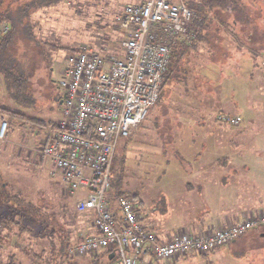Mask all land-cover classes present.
I'll return each instance as SVG.
<instances>
[{"label": "rangeland", "instance_id": "1", "mask_svg": "<svg viewBox=\"0 0 264 264\" xmlns=\"http://www.w3.org/2000/svg\"><path fill=\"white\" fill-rule=\"evenodd\" d=\"M134 1L137 0L63 1L38 12V27L35 28L36 41H28L22 44L21 62L27 75L26 79L32 101L28 107L22 108L21 111L27 117L43 122L45 126L43 130L40 129L39 134L37 133L38 126L34 127L33 132L28 128L19 130L20 127L14 126L13 135H11L10 130L6 140L3 141L5 144L8 138L11 140L10 138H15L16 135H20V132L22 133L21 138H18L20 143L12 145V149H6V157L10 160L6 162L7 181L13 188L11 192H6L10 199L6 201L4 218L12 217L21 223L20 226L26 225L32 229L31 232H23L20 235V240L15 237L18 234L17 228L14 227L10 230L11 239L5 244L6 251L4 250V254L5 257L11 254L15 256L17 264H89L97 255L71 256L69 254V248L78 242L79 238L90 232L89 226L93 222L89 216L75 211V203L82 192L74 195L65 192L68 196L70 222L64 223L62 214H57L54 211L55 206H53L54 209L50 212H54L55 216H50L51 221H47L48 227L58 224L62 226L61 230L63 231L52 227L50 229L52 233L48 236L39 235L38 229L41 228L39 223L34 226L35 223L15 212L16 206L12 196L18 194L22 198L25 196L23 199L25 202L32 198L34 202L38 201L37 205H40L41 208L39 210L42 213L46 212L47 206L40 199L47 197V195L40 192V188L37 192L28 191L32 189L35 180L40 184L41 181L45 180V175L48 174L47 170L51 162L39 153V148L43 146L49 131H51L50 125L56 123L61 115L59 98L63 91L59 86V81L61 73L67 65V57L73 51L84 47L97 50L103 55H120L121 36L113 18L125 4ZM244 1L248 4V0ZM255 1L257 4L253 3L252 9L255 10L256 16L258 14L257 27L260 30L256 32L258 41L254 44H258L260 47L252 48L251 52L247 51L246 54L240 56L238 61L230 60V63L218 64L219 67L213 68L215 79L218 75H223L222 79H216L219 86L216 87V90L220 89V96L223 97L217 104L218 109L227 115L239 116L241 119L237 126H229L221 122L215 123L216 129L212 139L215 146L208 150V153L213 150L211 157L226 156L228 160V164L224 168V175H221L218 180L221 187L217 188V192L223 190V192L264 193V0ZM219 25L221 30L225 28L223 25ZM1 29L0 31H2ZM189 31H193V24ZM229 31L235 38L231 37L236 46H248L246 44L247 38L243 36L240 30L229 29ZM192 37L193 35L191 39ZM173 51L172 48V53ZM190 91L193 92V89ZM180 92L182 89L179 85L171 86L170 94H175L174 99L170 102L172 105L160 102L153 106L148 112L145 121L146 128L144 129L148 130V133L152 132L151 129H155V133L160 137H163V134L168 137L169 125L173 123L185 124L187 128L182 132L181 140L174 145L175 148H172L169 143L167 145L166 139L163 145L166 147L159 150L161 156H143L142 162L133 165L125 162L124 149H120L119 152L117 149L118 154L116 153V155L119 161L116 165L114 184L115 189L119 192L113 193H119V195L130 199L136 196L135 203L138 204L139 212L143 215H160L165 209L166 202H170L174 198L183 201L186 193L193 192V188L187 190L184 187L187 183H193V173H191L193 169V139H191L193 137L191 132V127H193V94L186 96V94L180 95ZM167 101L168 98L165 102ZM0 106L15 108L1 77ZM178 107L187 112L183 114V119L163 117L162 111H172ZM0 114L2 113L0 112ZM6 144L11 147L8 143ZM218 144L224 146L218 147ZM219 148H223V150H218ZM26 156L35 158V160H43V166L37 167L36 170L33 166L20 165L17 157L24 158ZM15 167L21 169L18 168L17 171H13ZM9 172L13 174H9ZM22 180L29 188L23 184L22 191L18 192L15 190L17 189L16 184L22 185ZM42 200L45 201V199ZM51 201L53 202V199ZM51 204H55V202ZM169 214H171L168 218L170 221L180 217H175L173 213ZM258 230L263 233L255 237L249 236L252 234V230L247 231L248 233L243 238L244 243L235 246L231 251H227L226 254L222 255L224 258L221 260L208 262L203 256L188 255L187 257H180L179 261L174 264H264V228ZM66 234H68V240L65 239ZM16 241L25 247L24 251L13 247L12 244ZM66 241L69 244L68 257L64 258V253L60 252L59 247L64 248ZM42 248L45 249L43 253L41 252ZM36 254L40 259L35 257ZM32 256L36 259H33ZM103 260L104 257H100V261Z\"/></svg>", "mask_w": 264, "mask_h": 264}, {"label": "built area", "instance_id": "2", "mask_svg": "<svg viewBox=\"0 0 264 264\" xmlns=\"http://www.w3.org/2000/svg\"><path fill=\"white\" fill-rule=\"evenodd\" d=\"M196 16L186 0L127 3L113 18L121 36L120 55L84 47L67 57L59 81L61 117L39 153L52 163L53 175L61 174L68 194L82 192L75 211L93 221L95 232L73 244L71 256L112 249L115 260L107 264H169L190 254L205 256L264 226L262 212L215 231L179 232L164 241L141 223L134 200L117 197L119 219L111 209L109 190L118 144L132 135L157 103L172 48L179 40L191 39ZM217 121L237 126L241 119L220 113ZM8 132L9 120L0 114V141Z\"/></svg>", "mask_w": 264, "mask_h": 264}, {"label": "crops", "instance_id": "3", "mask_svg": "<svg viewBox=\"0 0 264 264\" xmlns=\"http://www.w3.org/2000/svg\"><path fill=\"white\" fill-rule=\"evenodd\" d=\"M35 18L36 21H38L37 15L35 16ZM37 27L38 26H36V28ZM223 29L225 32V41L227 42V45L226 42L223 44V49H227L228 51L233 50V47L230 45V41H232L231 37H233L231 35V31H229V29L227 28ZM249 42V38L247 37L246 44L248 46L246 47L242 45L239 47L240 51L236 52V55H239V59L240 56L246 54L247 51L251 52L252 48L257 49L258 44H253L255 45L253 46ZM199 49L203 50L200 47ZM227 63H230V60H228V58H226L225 60H218L216 62L206 61L204 66H201L200 68L202 70L199 77L200 81L197 82L196 79H193V127H191V132L193 134V137L191 138L193 139V169L191 170V173H193V183H187L186 186H184L187 190H191V188H193V192H188L189 194L186 193L184 195L185 198L183 201L182 199L179 200L177 198H174V200L166 202L165 209L160 215H143L141 213V223L149 230H151L155 235H157L161 240H168L174 234L183 231L193 235H198L206 231H215L227 226L234 225L244 219L264 212V193L262 192H223V190L222 192L216 191L217 188L221 187L218 180L221 175H224V168L228 164V160L226 156L211 157L213 150L208 153V150L213 149L215 146L212 139L214 131L216 129L215 123H219V121H217V115L220 113L226 114L222 110H219L217 107V104L223 97L222 95L220 96V89L216 90V87H219L218 81L216 79H222L223 75H218L215 79L213 68L219 67L218 64L225 65ZM196 67L197 66H194V72L196 71ZM193 76H195L196 78L198 75L194 73ZM174 97L175 94L168 95V99L170 100H173ZM60 98H62V96ZM59 105L61 106V99L59 100ZM162 113L163 117H175V119H183V114L187 112H184V110H180L178 107L176 109H172V111L164 110L162 111ZM229 115L234 117L236 116L233 114ZM147 116L142 121V123L133 131L132 135L128 138L122 139L117 147L118 152L120 149H124L125 162H129V164L131 165L137 162H142L143 156H161V152H159V150L162 147H166V145L163 146L166 139L167 145L170 144L172 148H175L174 145H176L177 142L181 140L182 132L187 128L183 123H173L169 125L167 129V133L169 136L165 137L166 135L163 134V137H160L159 135H157V133H155V129L148 128L152 131L150 133L147 132L148 130H144L146 128L145 121L147 120ZM21 129L23 128L20 127L19 130ZM12 130L11 135H13V133L15 132V130ZM19 134L20 137L16 135L17 137L15 136V138H10L11 140H9V138L7 139L6 143L11 145V147L6 143L4 144L3 141H0L2 143H0V219H3L6 213V191L7 189L11 190L13 188L10 182L7 181L6 162L9 159H7L6 157V149H12V145L20 143L19 139L21 138L22 133L20 132ZM221 146L224 145L218 144V147ZM218 150H223V148H219ZM18 158V163L20 165L24 164L30 167L33 166L36 170L38 169L37 167L40 168L43 166V160H35V158H31L28 156L24 158L17 157V159ZM114 160L116 161L115 164L117 165L119 160L117 159L116 154ZM18 168L19 167H15L13 171H17ZM52 170L53 166L50 163L47 170L48 174L45 175V180L41 181L40 184H38V182L35 180L33 182L34 185L31 183L33 187L28 192H32V190L34 192H37L40 188V192H44L47 195V197L40 199V201H42L44 205L47 206L45 211H53V206H55L54 211L57 214H62V220L64 221V223H67L70 222L69 217L71 216L70 209L67 204L68 196L65 193L66 191L62 183L61 174L57 172L55 175H53ZM9 174L13 173L9 172ZM23 184L29 188V186L23 181L22 185L16 184L17 189L15 190L21 192ZM24 192L27 191L24 190ZM17 197H19L20 199H24L25 196L22 198L21 195L18 194ZM47 198L51 200L53 199V202H55V204H51L53 202L51 200H48ZM42 199H45V201ZM135 199L136 197L132 200L136 202ZM28 202H33V204L38 203V201L34 202L32 198L28 200ZM110 205L116 218L119 219L120 213L117 206V196L112 195V193H110ZM15 212L17 213V211ZM169 213H173L175 217H180L176 220L170 221L168 220L171 215ZM1 226L2 225H0V227ZM258 229L252 230L253 232L249 236H260V234H262L263 232L261 233ZM89 230L90 232L87 234H92L95 232L93 225L89 226ZM244 235L240 236L238 239L224 247L218 248L205 256H200L205 257L208 262L221 260L222 258H224L222 255L226 254L227 251H231L235 248V246L244 243ZM81 239L82 237L79 238V240ZM190 255H193V257L199 256L196 254ZM187 256L188 255L183 257ZM179 259L180 258L173 259L169 262V264H174L175 262H178Z\"/></svg>", "mask_w": 264, "mask_h": 264}, {"label": "trees", "instance_id": "4", "mask_svg": "<svg viewBox=\"0 0 264 264\" xmlns=\"http://www.w3.org/2000/svg\"><path fill=\"white\" fill-rule=\"evenodd\" d=\"M66 0H0V29L4 25L7 27V31H0V77L3 80V85L9 94V98L12 100L15 108H8L0 106V112L6 115L9 119V131L14 126L28 128L33 132L35 126H38V134L43 130L45 124L39 120L27 117L21 109L28 107L32 101L29 93V84L26 79V73L22 67V44L28 41H36L35 28L38 26L35 16L39 11L53 7ZM189 9L196 12V18L193 22V37L189 43L186 41L177 42L173 46V53L170 61V66L162 76V84L159 91V97L156 104L162 102V104H170L172 100L168 99V95L171 93V86H180L182 92L180 95L186 94L189 96L193 94L190 89H193V79L200 81L201 66H204L205 62H216L222 59L228 58V60L238 61L239 55H236L239 47L230 41V45L233 50L228 51L223 49L225 41V32L219 27L223 25L225 28L235 31L240 30L244 37L249 38V43L254 44L258 41L256 38L257 31V16L255 10H253V3L257 4L255 0H248V4L244 0H186ZM250 2V4H249ZM224 37V38H223ZM255 46V45H253ZM260 47V45H258ZM202 48L203 50L199 49ZM21 53V54H20ZM194 66L196 71L194 72ZM198 76L195 78L193 74ZM61 98H59L60 100ZM155 104V105H156ZM41 129V130H40ZM50 130H55V124L50 125ZM113 160L112 164V181L109 193L114 196H121L115 189V172L116 164ZM11 192V190L7 189ZM6 191V192H7ZM136 196H133L134 199ZM10 197L6 193V201H9ZM14 203L16 206L17 214L24 217L28 221H32L37 225L39 223L40 229H38L39 235H50L51 228H59L60 225H49L47 221H51L50 216H55L54 212H41L40 205L33 204V202H25L23 199L13 195ZM88 216L87 214H84ZM90 217V216H89ZM47 223V224H46ZM0 264H17L16 257L8 255L5 257L4 250L6 249V243L10 241V230L14 227L17 228L18 234L15 236L19 240L20 235L27 231L31 232L32 229L29 226L21 225L18 220L12 217L0 219ZM264 228V226H262ZM260 227V228H262ZM3 230L7 231L4 232ZM63 230H61L62 232ZM68 240V234L65 235ZM64 239V238H63ZM62 243H65L62 241ZM13 247L24 251L25 247H22L18 241L12 244ZM62 245V244H61ZM63 247H59L60 252L64 253V258H67V250L69 247L68 242ZM51 247V245H50ZM6 251V250H5ZM41 252H45L42 248ZM104 257L101 262L100 257ZM33 257V256H32ZM40 259L39 256H36ZM7 259V261H5ZM33 259H36L33 257ZM115 257L113 256V250H106L97 253L89 264H107L113 263Z\"/></svg>", "mask_w": 264, "mask_h": 264}]
</instances>
